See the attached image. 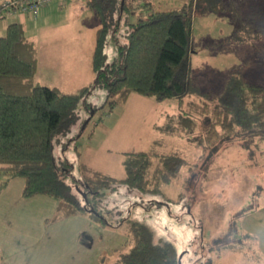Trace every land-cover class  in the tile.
<instances>
[{"label": "trees", "instance_id": "1", "mask_svg": "<svg viewBox=\"0 0 264 264\" xmlns=\"http://www.w3.org/2000/svg\"><path fill=\"white\" fill-rule=\"evenodd\" d=\"M86 5L99 21L90 61L93 81L75 91L34 83L37 48L26 39L21 23H8L0 36V192L13 178H21V198L44 195L57 201L47 222L82 216L102 228L122 230L128 247L104 251L100 264H105L108 254L116 256L111 264H179L171 242L156 241L148 225L130 217L133 203H128L126 215L122 207L129 201L124 197L135 192L161 193V186L177 177L184 158L175 152L136 151L126 153L123 178L90 170L82 163L78 166L82 176L76 178L63 152L54 156L55 143L65 151L64 142L85 120L88 124L97 112L109 113L130 92L156 101L176 99L183 113L179 122L192 128L196 117H205L209 122L201 144L237 138L234 133L262 137L264 86L245 80L231 68L224 93L214 106L190 101L192 95L201 94L193 84L188 59L193 11L228 14L234 23V42L264 44V0H187L168 8L154 7L149 0H87ZM143 9L150 12L131 17L133 11ZM118 38L123 42L117 56L107 63L105 45L110 39L120 43ZM96 87L105 88L106 95L101 105L92 106L85 99ZM81 109L88 111L85 120ZM156 127L172 132L169 122ZM76 156L79 159L80 153ZM106 193L120 197L121 208Z\"/></svg>", "mask_w": 264, "mask_h": 264}, {"label": "rangeland", "instance_id": "2", "mask_svg": "<svg viewBox=\"0 0 264 264\" xmlns=\"http://www.w3.org/2000/svg\"><path fill=\"white\" fill-rule=\"evenodd\" d=\"M86 1L52 0L38 11L35 21L27 15L0 18V36L8 23L16 21L22 24L26 39L35 43L34 83L75 91L93 81L90 55L99 22ZM186 1L150 0L160 8L180 7ZM148 12L133 11L131 17ZM233 29L228 14L193 11L188 60L193 84L201 95L188 100L214 106L224 93L231 68L242 73L245 80L264 86V44L234 42ZM119 42L107 41V63L116 58L123 40ZM67 63L75 74L67 71ZM105 95V88L96 87L85 100L99 106ZM79 114L85 120L88 111L81 109ZM181 115L174 98L156 101L130 92L109 113L97 112L88 124L85 120L74 137L64 142L65 151L56 142L54 156L58 158L63 152L76 178L82 176L80 163L90 170L123 178L126 153H177L185 159L177 177L163 184L159 194L124 195L129 198L122 207L124 214L132 202L130 217L148 225L156 241L171 242L179 264H264V131L262 137L234 133L232 137L237 138L205 140L201 144L209 121L196 117L192 128L190 123L179 122ZM100 116L103 119L98 122ZM168 122L172 132L156 127ZM121 190L124 193L125 189ZM107 198L118 207L122 203L116 195ZM127 247L126 243L123 249Z\"/></svg>", "mask_w": 264, "mask_h": 264}, {"label": "crops", "instance_id": "3", "mask_svg": "<svg viewBox=\"0 0 264 264\" xmlns=\"http://www.w3.org/2000/svg\"><path fill=\"white\" fill-rule=\"evenodd\" d=\"M67 66L75 74L70 63ZM49 87L65 91L58 85ZM23 184V179L13 178L0 192V264H100L104 251L123 248L122 230L102 228L86 217L47 222L57 201L44 195L21 198ZM114 259L108 254L104 262Z\"/></svg>", "mask_w": 264, "mask_h": 264}, {"label": "built area", "instance_id": "4", "mask_svg": "<svg viewBox=\"0 0 264 264\" xmlns=\"http://www.w3.org/2000/svg\"><path fill=\"white\" fill-rule=\"evenodd\" d=\"M50 2L51 0H0V18L19 19L20 16L27 15L35 21L38 11Z\"/></svg>", "mask_w": 264, "mask_h": 264}]
</instances>
